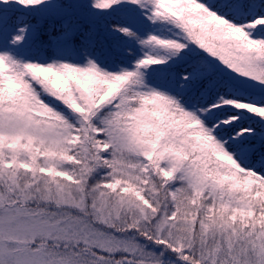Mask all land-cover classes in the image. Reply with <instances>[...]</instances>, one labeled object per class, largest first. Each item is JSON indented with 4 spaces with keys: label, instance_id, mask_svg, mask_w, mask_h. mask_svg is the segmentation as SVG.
Returning a JSON list of instances; mask_svg holds the SVG:
<instances>
[{
    "label": "snow or ice",
    "instance_id": "obj_1",
    "mask_svg": "<svg viewBox=\"0 0 264 264\" xmlns=\"http://www.w3.org/2000/svg\"><path fill=\"white\" fill-rule=\"evenodd\" d=\"M0 264H264V0H0Z\"/></svg>",
    "mask_w": 264,
    "mask_h": 264
}]
</instances>
